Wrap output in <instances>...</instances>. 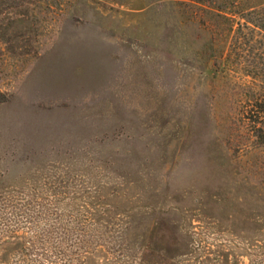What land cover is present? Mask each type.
Returning a JSON list of instances; mask_svg holds the SVG:
<instances>
[{"label":"rangeland","instance_id":"374dc122","mask_svg":"<svg viewBox=\"0 0 264 264\" xmlns=\"http://www.w3.org/2000/svg\"><path fill=\"white\" fill-rule=\"evenodd\" d=\"M263 15L0 0V264H264Z\"/></svg>","mask_w":264,"mask_h":264},{"label":"trees","instance_id":"16d2710c","mask_svg":"<svg viewBox=\"0 0 264 264\" xmlns=\"http://www.w3.org/2000/svg\"><path fill=\"white\" fill-rule=\"evenodd\" d=\"M32 1V0H31ZM33 1H37V0H33ZM40 1H47V0H40ZM261 24L259 25V27L264 30V15L261 18ZM258 103V107H259V111L258 113L261 114V118L260 119H264V99L260 100L257 102ZM261 123L263 122V120H260ZM261 131H263L264 129V124L262 126H260L259 128Z\"/></svg>","mask_w":264,"mask_h":264}]
</instances>
